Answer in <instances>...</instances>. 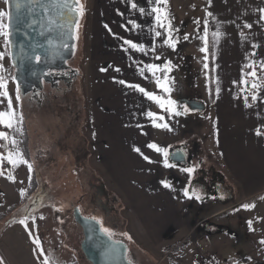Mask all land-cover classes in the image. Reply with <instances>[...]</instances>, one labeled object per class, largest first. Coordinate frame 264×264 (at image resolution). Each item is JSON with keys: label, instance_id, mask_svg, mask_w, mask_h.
<instances>
[{"label": "crops", "instance_id": "obj_1", "mask_svg": "<svg viewBox=\"0 0 264 264\" xmlns=\"http://www.w3.org/2000/svg\"><path fill=\"white\" fill-rule=\"evenodd\" d=\"M136 3L137 8L132 9L129 0L84 1V35L79 41L82 62L77 70L79 106L86 115L91 165L100 177L102 194H109L110 201L118 202L121 209L116 208L114 213L121 215V212L128 219L133 244H150L146 248L158 260L177 243L182 242V246L185 239H190L194 252L191 254L186 247L182 248L175 253L178 259L173 258V264H193L194 259L206 254L217 258L218 250L199 245L198 240L208 238L210 233L203 228L198 230V223L212 221L219 211L233 209L245 201L253 205L248 211L249 217L263 223L260 236L264 241V71L260 70L264 63V20L260 19L259 12L264 9V0H211L210 3L205 0L206 12L212 15L206 16L211 93L204 105L210 108L214 139V152L206 158L205 166L213 167L211 171L222 177L230 188V195L236 194L238 200L223 209L208 210L196 222L190 218L191 209L184 205L182 183L164 166L163 154L147 147L154 143L167 150L184 143L178 139L170 141L165 128L153 124L154 120L155 124L168 125L170 112L139 91L119 83L124 80L164 101L172 100L170 90L165 92L157 86L162 70L167 69L166 28L155 24V14L151 13L156 6L154 0H136ZM166 6L160 5L164 9ZM140 8L145 10L143 14ZM130 20L138 25L136 29H132ZM245 24L252 27L245 28ZM155 31H160L161 36L156 37ZM216 31L221 33L218 42L213 39ZM124 40L143 45L144 51L131 49ZM149 64L156 65L159 71L149 72L145 67ZM248 64L253 68L246 67ZM253 69L257 72L255 78L248 75ZM242 79L248 83L242 84ZM251 83L261 87L253 90ZM253 93L257 95L255 101L251 99ZM183 97L178 92L175 108L184 105L179 101ZM244 97L250 107H245ZM148 112L155 116L149 118ZM257 130L260 135L256 134ZM134 148L140 152L133 151ZM164 182L170 187L165 188ZM170 235L177 238L167 242ZM261 249L264 250V243ZM0 264L6 263L0 259Z\"/></svg>", "mask_w": 264, "mask_h": 264}, {"label": "rangeland", "instance_id": "obj_2", "mask_svg": "<svg viewBox=\"0 0 264 264\" xmlns=\"http://www.w3.org/2000/svg\"><path fill=\"white\" fill-rule=\"evenodd\" d=\"M84 1L80 0V4L85 13ZM0 9L8 12L4 0H0ZM165 10L171 22L172 39L178 43L175 49L168 48L167 62L170 59L174 61L170 62V71L162 70L160 83L169 88L170 99L175 105L178 103V92L187 99L207 104L211 93L208 68H204L207 53L200 51L204 42L199 38L204 35L205 0H169ZM84 17L83 14L78 23L76 54L71 61L77 68L82 62L79 41L84 35ZM7 19L3 18L6 24ZM197 20L200 21L199 26L195 23ZM165 34L167 37V30ZM185 34L189 35L187 41L183 39ZM0 53H4L3 59H0V77L7 80V91L16 113L12 129L0 124V132L8 136V140L0 139V259L6 264H90L83 260L80 251L82 234L73 219V210L77 207L82 215L98 220L102 228L108 229V236L127 245V258L132 264H173L171 257L159 262L155 254L147 249L150 244H133L135 242L128 232V219L122 217L121 212V215L114 213L116 208H121L118 202L110 201L112 197L109 194L95 198L94 191L101 181L91 165L90 147L86 140V115L79 113L78 120L62 123L56 106H42L31 109L28 117L27 104L21 100L12 78L13 68L2 36ZM77 94L80 99L81 94ZM7 103V99L0 97V112L8 110ZM75 104L81 105L79 100ZM175 110L181 114L170 113L168 116V128H165L167 138L170 141L178 139L184 142L179 144L188 147L197 145L199 150L200 162L193 160L195 171L191 176L182 169L169 167L185 192L199 169L212 172L213 167L205 166L206 158L214 152L212 119L209 107L203 111H191L180 105ZM13 138L16 140L14 146L11 143ZM10 155L17 161L16 165L8 162ZM1 164L4 166L1 167ZM223 188L226 197L230 188L225 181ZM237 200L236 194H231L227 202H199L185 196L184 205L191 209L190 218L196 222L208 210L223 209ZM17 202L20 203L14 207ZM243 205H250V202L219 211L212 222L224 230L215 231L210 227L213 229L210 236L198 240L202 248L218 250V264H264L260 236L263 223L251 219L248 215L250 208L246 209ZM108 216L110 222L107 221ZM20 220H25L26 226ZM112 224L116 225L114 230ZM202 224L204 221L198 223V230H201ZM176 238L177 235H170L167 242ZM185 247L193 254L190 239H185L175 253Z\"/></svg>", "mask_w": 264, "mask_h": 264}, {"label": "water", "instance_id": "obj_3", "mask_svg": "<svg viewBox=\"0 0 264 264\" xmlns=\"http://www.w3.org/2000/svg\"><path fill=\"white\" fill-rule=\"evenodd\" d=\"M65 3L68 7H63ZM70 8L73 11H69ZM7 9L10 13L7 19L10 46L7 48L12 78L23 97L40 91L44 83L52 82V72L69 68L68 62L76 54L77 22L82 16L76 9V0H11ZM179 101L191 111L205 109L200 100L183 97ZM176 146L167 149L168 162L176 168L190 165L192 156L186 157ZM73 219L81 229L80 250L88 263L132 264L127 258V245L105 234L98 220L85 217L77 207L73 210ZM210 227L215 231L224 230L212 221H204L202 228L211 233Z\"/></svg>", "mask_w": 264, "mask_h": 264}, {"label": "snow or ice", "instance_id": "obj_4", "mask_svg": "<svg viewBox=\"0 0 264 264\" xmlns=\"http://www.w3.org/2000/svg\"><path fill=\"white\" fill-rule=\"evenodd\" d=\"M10 2H11V0H4V3L6 5H8ZM210 2H211V0H209V3ZM129 3L131 5L132 9H136L137 8L136 0H129ZM154 3H155L156 6L152 7L151 13L155 14V16H154L155 24H156L157 27L166 28V30H167V38L164 40V44L167 45L168 47L172 48V49H175L178 41L172 39V29H171V22H170V19H169V15H168V13L166 12V10L164 8L160 7L161 4H164L166 6L167 5V0H154ZM16 6L19 7V4L17 3ZM63 7H68V5L65 3L63 5ZM76 9H78V14L80 16H82L84 14L83 6L80 5L79 0H76ZM69 11H73V9L70 8ZM139 11L142 14L145 12V10L143 8H140ZM259 12H260V19L264 20V9H259ZM211 15H212L211 12H206V16H211ZM6 17L10 18V13L0 9V36H2L4 38L5 44L10 46V33L8 31L9 25L4 23V20H3V18H6ZM165 22H167V24ZM128 23L131 24L132 29H136L138 27V25L135 23V21H131L130 20ZM195 23H196L197 26H199L200 21L197 20V21H195ZM78 26L79 25H78V22H77V27ZM244 27L245 28H251L252 25L251 24H245ZM126 30H129V29L126 28ZM208 31H209V29H208V21L205 19V21H204V29H203L204 35L202 37H199L204 42V47L200 48V51L204 52V53H207V51H208V39H207ZM220 35H221V33L219 31L214 32L213 33L214 41L218 42V39H219ZM241 35L243 36V34H241ZM155 36L156 37H160L161 36V32L160 31H155ZM183 39L185 41H187L189 39V35L185 34L183 36ZM123 42H124V44L128 45L133 50L140 51V52L144 51V46L143 45H138L137 43H135V42H133L131 40H124ZM253 47H255V45ZM125 51H127V50L125 49ZM153 51H155V49H153ZM253 55H255V53H253ZM3 56H4V53H0V59H3ZM156 58L159 59V56H157ZM213 58H214V54H213ZM37 59H39V58H37ZM207 59H208V56L205 55L204 60L206 61ZM145 67H146V69L149 72H152L153 74H155L156 71H159V68L156 65L149 64V65H146ZM165 67L170 71L171 70V63L167 62L165 64ZM246 67L253 68V65L252 64H248V65H246ZM204 68L205 69L208 68V64L207 63L204 64ZM260 70L264 71V63H262L260 65ZM116 71H120V69L117 68ZM143 71L144 70L142 69L141 70V74H143ZM248 75L253 77V78H255L257 76V72H256L255 69H253L252 71H250L248 73ZM119 83L122 84V85H127L128 87L139 91L144 96H146L149 100H152V101L156 102L159 105V107H161V108H165L166 105H167L168 106L167 110L170 113H174L175 115H180L181 114L179 111L175 110V102L174 101H172V100L164 101L163 99H161V98L149 93L143 87H140L139 85H135V84H127V82L124 81V80H120ZM233 83H235V81ZM241 83L242 84H247L248 81L242 79ZM157 86L164 88L165 92L169 91V88L166 85L161 84L159 79H157ZM250 87H251V89L256 90V89H259L261 87V85H259L257 83H251ZM219 91H220V89L217 88L216 89L217 95L219 94ZM0 97H4L5 99H7V102H8L7 103L8 110L5 111V112H0V124H3L8 129H12L14 127V123L16 122V113L13 110L12 100L9 97V94H8V91H7V80H5L3 77H0ZM16 99H17V101H19V95H17ZM251 99L253 101H255L257 99V95L255 93H253L251 95ZM244 101H245V107H250L251 106L250 104H248L247 97H244ZM185 111H187V109H185ZM147 116L149 118H153L155 116V114L152 113V112H148ZM153 124L156 127L168 128L167 124H155L154 120H153ZM256 134L260 135L261 133H260L259 130H257ZM0 139L8 140L7 134L4 133V132H0ZM11 143L13 144V146L16 144L15 138L12 139ZM147 147L150 148V149H154L155 151L160 152V153L163 154V156L165 157V159H164V166L165 167L174 166V165H170L169 162H168L167 157L169 156V153L167 152V150L159 148L154 143L148 144ZM133 151L139 153L140 149L139 148H134ZM143 158L146 161H148L149 163H151V160L147 156H144ZM8 162L13 164V165H16V163H17V161L12 159L11 155L8 157ZM21 162H24V161H21ZM196 167H198V165ZM182 171L187 172L189 174V176H191V174L195 171V168L194 167L185 168V169H182ZM163 186L165 188L170 187L169 184H167L166 182H164ZM184 195L186 197H188V198H192V195H196V194L192 193V195H190L188 190L186 189L185 192H184ZM196 198L199 199V196L196 195ZM242 207L248 209L250 207H253V205H243ZM19 222L22 225L26 226L25 220H20ZM101 230L105 234L110 235V233L108 232V229L102 228ZM37 243H38V241H37ZM262 243H264V241H262ZM45 264H47V262H45Z\"/></svg>", "mask_w": 264, "mask_h": 264}, {"label": "flooded vegetation", "instance_id": "obj_5", "mask_svg": "<svg viewBox=\"0 0 264 264\" xmlns=\"http://www.w3.org/2000/svg\"><path fill=\"white\" fill-rule=\"evenodd\" d=\"M68 65L69 68L66 70L52 72V82L44 83L43 88L40 91L30 93L26 96L21 97V100H23L27 104L26 111L28 112V117L30 116L29 112L32 111L31 109L42 106H56L60 111V115L58 117L60 121H62V123H69L71 120L77 119V117L81 114L79 105L75 104V101H80L77 94L80 86V82L77 83V81L79 80V74L75 72V70L77 71L78 68L75 67L74 63L72 64L71 61L68 62ZM177 148L182 149L185 152L186 157L191 155L192 163L194 159H197L200 162V159L198 158L199 150L197 148V145H194V147H188L185 144H179L175 149ZM192 163L190 165L186 164L184 168H177H190L192 167ZM187 190L190 195H192V193L198 195L199 199L196 198V195H192V197L199 202H224L229 200V198L231 197L230 193L226 197H224L225 191L223 188V180L220 175L213 171L207 172L201 169H199L197 175L189 181ZM105 211L107 210L105 209ZM107 221L110 222L109 216ZM115 226V224H112V230L116 228ZM79 232L82 234L81 229ZM81 241L82 238L80 240V243ZM82 258L84 261H87L84 256ZM79 260L82 261L81 259Z\"/></svg>", "mask_w": 264, "mask_h": 264}, {"label": "built area", "instance_id": "obj_6", "mask_svg": "<svg viewBox=\"0 0 264 264\" xmlns=\"http://www.w3.org/2000/svg\"><path fill=\"white\" fill-rule=\"evenodd\" d=\"M182 242L177 243L175 246L168 249L166 252L162 254V256L159 259V262H164L166 258H174L175 260L178 259V257L175 254V250L178 248V246L181 245ZM193 264H218V259L215 255L212 254H206L201 255L198 258L193 260Z\"/></svg>", "mask_w": 264, "mask_h": 264}, {"label": "trees", "instance_id": "obj_7", "mask_svg": "<svg viewBox=\"0 0 264 264\" xmlns=\"http://www.w3.org/2000/svg\"><path fill=\"white\" fill-rule=\"evenodd\" d=\"M2 166H4V165H2ZM101 194H102L101 187L97 186L96 187V192L94 191L95 198L100 197ZM104 208L106 209L105 206H104Z\"/></svg>", "mask_w": 264, "mask_h": 264}]
</instances>
